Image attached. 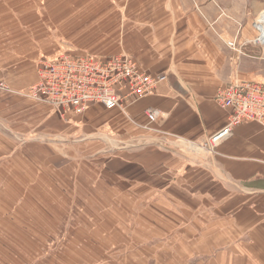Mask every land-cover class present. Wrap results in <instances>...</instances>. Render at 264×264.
Segmentation results:
<instances>
[{
	"label": "rangeland",
	"instance_id": "rangeland-1",
	"mask_svg": "<svg viewBox=\"0 0 264 264\" xmlns=\"http://www.w3.org/2000/svg\"><path fill=\"white\" fill-rule=\"evenodd\" d=\"M108 1L0 0V73L20 63L25 77L37 76V84L47 60L64 54L103 57L83 43L101 34L104 13L118 14ZM261 15L264 10L255 19ZM32 86L16 91L0 82V94L66 115L32 100ZM22 105H14V133L7 130V115L0 114V264H230L236 249L220 232L230 229L234 217L241 234L262 224L264 212L248 211L251 198L241 184L237 193L221 184L215 196L200 190L205 185L198 178L187 181L188 190L176 188L180 179L167 181L186 166L199 167L200 154H212L208 142L190 148L165 143L155 150L142 139L117 136L104 145L86 132V121L84 132L68 136L57 135L49 118L38 132L34 116L19 117L21 110L38 114V108ZM173 157L177 162L167 163ZM157 187L163 193L152 198ZM236 207L239 212H233Z\"/></svg>",
	"mask_w": 264,
	"mask_h": 264
},
{
	"label": "crops",
	"instance_id": "crops-1",
	"mask_svg": "<svg viewBox=\"0 0 264 264\" xmlns=\"http://www.w3.org/2000/svg\"><path fill=\"white\" fill-rule=\"evenodd\" d=\"M108 3L117 6L118 14L112 18L110 12L104 13L101 34L87 36L83 43L88 45L87 51L103 57L127 54L135 58L142 70L150 75L166 76V81L157 86L152 96L129 108L130 118L100 105L90 106L83 116L71 112L63 116L49 106L23 102L19 97L1 93L0 114L7 115L8 131L14 133L12 122L15 121L14 105L17 102L26 109L28 105L38 108V114L21 110L22 115H19L21 119L34 116L37 124L33 126L38 132L49 118L56 124L57 135L72 136L78 131L84 132L81 126L86 121L88 125L83 124L86 132L95 135L92 137L104 145L123 136L124 140L135 137L147 141L155 150L165 143L173 147L171 143L175 142L190 148L208 142L229 120L231 112L221 109L215 102L220 87L234 79L264 82V45L254 43L258 33L253 27L256 15L264 10L259 1L109 0ZM231 41H237L238 51L228 46ZM17 64L20 63L0 73V82L16 91L37 82V76L25 77V69L20 70L25 67H17ZM148 109L159 110L162 114L153 125L156 131L139 127L147 124L145 113ZM122 150L121 153L126 154L125 149ZM216 151L215 155L202 152L197 162L199 167L186 166L187 171L178 176L168 174L167 181L175 184V178L180 179L183 184L176 188L188 190L187 181L196 182L198 178L205 185L200 190L215 196H218L221 184L232 187L236 193L241 184L244 196L251 198L247 202L248 211L264 212L263 128L256 123L244 124L236 128ZM168 159L167 163L177 162L176 157ZM157 188L151 190L152 198L163 193ZM183 203L190 206L187 200ZM239 210L236 207L233 212ZM260 221L262 224L249 225L241 234L234 217L230 229L220 232V237L230 239L236 249L237 258L231 257L230 264H238V253L240 264H264V219ZM215 243H218L217 237Z\"/></svg>",
	"mask_w": 264,
	"mask_h": 264
},
{
	"label": "built area",
	"instance_id": "built-area-1",
	"mask_svg": "<svg viewBox=\"0 0 264 264\" xmlns=\"http://www.w3.org/2000/svg\"><path fill=\"white\" fill-rule=\"evenodd\" d=\"M254 29L258 33L255 42L264 45V24L255 21ZM228 46L238 51L237 41L228 42ZM166 79V76L150 75L135 59L124 54L112 57L64 54L41 64L40 80L28 94L32 100L62 112L81 115L90 106L100 105L107 110H119L130 118L129 108L152 96ZM215 101L231 113L226 126L206 144L212 154L217 153L219 145L236 128L249 123L264 128V82L234 79L217 91ZM145 115L147 124L139 127L156 131L153 125L162 116L161 112L148 109Z\"/></svg>",
	"mask_w": 264,
	"mask_h": 264
},
{
	"label": "bare ground",
	"instance_id": "bare-ground-1",
	"mask_svg": "<svg viewBox=\"0 0 264 264\" xmlns=\"http://www.w3.org/2000/svg\"><path fill=\"white\" fill-rule=\"evenodd\" d=\"M263 15V14H262ZM258 16V18L256 19V21L257 22H259V23H262V24H264V17L263 16ZM263 18V19H262Z\"/></svg>",
	"mask_w": 264,
	"mask_h": 264
}]
</instances>
